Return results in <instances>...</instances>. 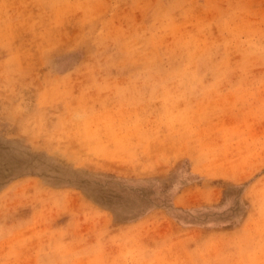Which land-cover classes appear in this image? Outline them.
I'll list each match as a JSON object with an SVG mask.
<instances>
[{
	"label": "rangeland",
	"instance_id": "374dc122",
	"mask_svg": "<svg viewBox=\"0 0 264 264\" xmlns=\"http://www.w3.org/2000/svg\"><path fill=\"white\" fill-rule=\"evenodd\" d=\"M0 264H264V0H0Z\"/></svg>",
	"mask_w": 264,
	"mask_h": 264
}]
</instances>
